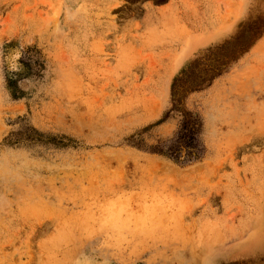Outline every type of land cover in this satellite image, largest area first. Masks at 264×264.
Returning a JSON list of instances; mask_svg holds the SVG:
<instances>
[{"label": "rangeland", "instance_id": "1", "mask_svg": "<svg viewBox=\"0 0 264 264\" xmlns=\"http://www.w3.org/2000/svg\"><path fill=\"white\" fill-rule=\"evenodd\" d=\"M0 264H264V0H0Z\"/></svg>", "mask_w": 264, "mask_h": 264}]
</instances>
